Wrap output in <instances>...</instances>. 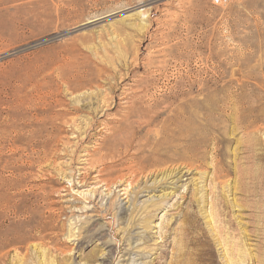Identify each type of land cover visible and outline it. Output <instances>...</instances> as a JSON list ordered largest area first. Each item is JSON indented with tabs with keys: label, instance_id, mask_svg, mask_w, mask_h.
Returning <instances> with one entry per match:
<instances>
[{
	"label": "rangeland",
	"instance_id": "rangeland-1",
	"mask_svg": "<svg viewBox=\"0 0 264 264\" xmlns=\"http://www.w3.org/2000/svg\"><path fill=\"white\" fill-rule=\"evenodd\" d=\"M262 204L264 0H0V264H256Z\"/></svg>",
	"mask_w": 264,
	"mask_h": 264
},
{
	"label": "bare ground",
	"instance_id": "bare-ground-1",
	"mask_svg": "<svg viewBox=\"0 0 264 264\" xmlns=\"http://www.w3.org/2000/svg\"><path fill=\"white\" fill-rule=\"evenodd\" d=\"M243 118V117H242ZM245 118V117H244ZM262 205H264V204H262ZM256 214V217L257 216H259V215H261L262 214V217H260L259 216V220L262 222V224H263V226H264V208H262L261 207V205H256V207H255V212H254V215ZM262 226V227H263ZM186 238V237H185ZM264 239V238H263ZM262 242V241H261ZM263 244H264V242H262ZM197 245V244H196ZM262 246H264V245H262ZM183 247V246H182ZM185 247V246H184ZM183 249H186V248H183ZM181 250H182V248H181ZM194 251V250H193ZM193 253V252H192ZM205 253H204V251H199L196 255H194V256H196V260H198L199 262H204V260H205V255H204ZM188 255V254H187ZM191 257V256H190ZM184 258V257H183ZM193 258V257H192ZM185 259V258H184ZM182 261H184V260H182ZM255 263L256 264H264V250H263V252H262V254L261 255H259V257L256 259V261H255ZM183 264V263H182ZM201 264H204V263H201Z\"/></svg>",
	"mask_w": 264,
	"mask_h": 264
},
{
	"label": "built area",
	"instance_id": "built-area-1",
	"mask_svg": "<svg viewBox=\"0 0 264 264\" xmlns=\"http://www.w3.org/2000/svg\"><path fill=\"white\" fill-rule=\"evenodd\" d=\"M215 4H221L222 2H224L225 0H213Z\"/></svg>",
	"mask_w": 264,
	"mask_h": 264
}]
</instances>
